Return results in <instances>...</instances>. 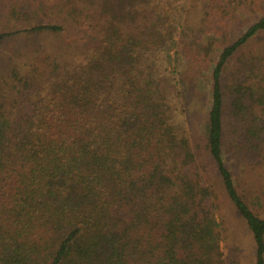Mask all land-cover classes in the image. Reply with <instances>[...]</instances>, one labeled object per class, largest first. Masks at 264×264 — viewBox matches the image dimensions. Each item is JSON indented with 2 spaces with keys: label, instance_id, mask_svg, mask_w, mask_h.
<instances>
[{
  "label": "trees",
  "instance_id": "1",
  "mask_svg": "<svg viewBox=\"0 0 264 264\" xmlns=\"http://www.w3.org/2000/svg\"><path fill=\"white\" fill-rule=\"evenodd\" d=\"M27 1L0 32L36 55L0 80V264H236L240 225L264 264V0Z\"/></svg>",
  "mask_w": 264,
  "mask_h": 264
},
{
  "label": "rangeland",
  "instance_id": "2",
  "mask_svg": "<svg viewBox=\"0 0 264 264\" xmlns=\"http://www.w3.org/2000/svg\"><path fill=\"white\" fill-rule=\"evenodd\" d=\"M8 7L17 8V10L20 11L22 14H26L27 12H30L29 19L34 18V21L32 22H35L39 18L38 16L39 11H37L38 9L35 6L30 5L29 1L23 3V5L22 3L21 5H19L18 3L15 2V0H0V32H12L19 29L21 30V28L26 29L28 27H31V25L33 24L30 23V21H27V17H23L24 19L20 21L16 16H10L6 11ZM23 38H24L23 36L17 34L0 42V80H2V78L4 77L3 76L4 72L6 74L12 73L13 66L14 68L17 69L19 67V70H21L20 72L22 73V75L27 74L25 72H27L28 68L30 67V64L34 61V57L36 55L33 56L32 61L30 59L31 57H29V55L26 52H24L22 55H17L16 52L24 50ZM37 39L38 42H41V44L44 43L45 47L46 46L49 47L51 46L50 44L55 39V37L47 33L42 36H38ZM207 76H208L207 74L204 75L203 73V76L199 79L198 87L207 88L206 86L208 82ZM7 79L9 80L10 83L14 82L13 81L14 79L13 80L11 78H7ZM50 87L51 85H49L47 82H44L42 89L34 90L33 94L30 96L28 95V97H31L32 100L36 101L39 97L38 93L47 91L48 89H50ZM11 93H15V91ZM16 101H18V96H14L13 98L7 100L6 106L8 107L16 106L15 103ZM241 159L238 160V162L240 163L239 173L242 172V168L246 166V160H244L243 158ZM241 175L243 174L241 173ZM242 183H244V181H242ZM236 219L237 218H235V216L232 215V218L230 219V224L231 225L236 224ZM240 227H241L240 229L241 234H239L240 241H237V238L235 240L230 238L227 242L222 243V248L226 256L228 257L231 256L232 260H236V264H251L253 263V259L255 257V247L252 244L250 232L247 229V227L245 228V226L243 225H240ZM229 248H231V253Z\"/></svg>",
  "mask_w": 264,
  "mask_h": 264
}]
</instances>
